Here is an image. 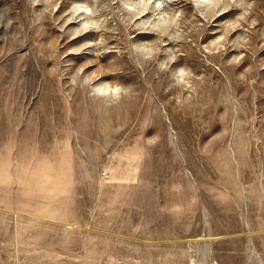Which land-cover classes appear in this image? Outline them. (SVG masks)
<instances>
[{"label":"rangeland","instance_id":"obj_1","mask_svg":"<svg viewBox=\"0 0 264 264\" xmlns=\"http://www.w3.org/2000/svg\"><path fill=\"white\" fill-rule=\"evenodd\" d=\"M0 264H264V0H0Z\"/></svg>","mask_w":264,"mask_h":264}]
</instances>
